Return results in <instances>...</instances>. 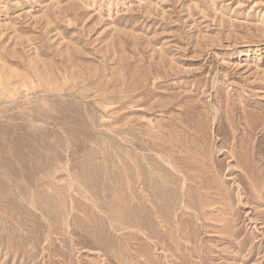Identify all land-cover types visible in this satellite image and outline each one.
<instances>
[{
	"label": "rangeland",
	"instance_id": "374dc122",
	"mask_svg": "<svg viewBox=\"0 0 264 264\" xmlns=\"http://www.w3.org/2000/svg\"><path fill=\"white\" fill-rule=\"evenodd\" d=\"M0 264H264V0H0Z\"/></svg>",
	"mask_w": 264,
	"mask_h": 264
}]
</instances>
